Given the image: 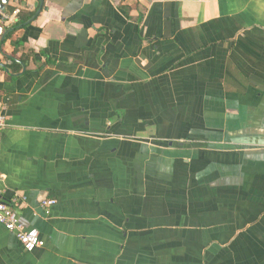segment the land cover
Masks as SVG:
<instances>
[{
	"label": "crops",
	"instance_id": "obj_1",
	"mask_svg": "<svg viewBox=\"0 0 264 264\" xmlns=\"http://www.w3.org/2000/svg\"><path fill=\"white\" fill-rule=\"evenodd\" d=\"M1 5L0 264H264V0Z\"/></svg>",
	"mask_w": 264,
	"mask_h": 264
},
{
	"label": "built area",
	"instance_id": "obj_2",
	"mask_svg": "<svg viewBox=\"0 0 264 264\" xmlns=\"http://www.w3.org/2000/svg\"><path fill=\"white\" fill-rule=\"evenodd\" d=\"M13 3L19 2V0H8ZM2 0H0V18L7 19L8 14L3 11ZM18 11V9H17ZM16 11V12H17ZM2 27H0V34L2 33ZM6 126V117L0 111V130ZM26 201L25 196H20L18 194H14L9 201L3 200L0 197V224L4 226V228L13 233L22 248L30 252L37 247L43 245V240L39 235V232L36 228L26 227L23 223H21L18 219L15 208L20 204H24ZM52 199H43L40 202V208L43 209L44 213L47 214L49 212L50 206L53 204Z\"/></svg>",
	"mask_w": 264,
	"mask_h": 264
},
{
	"label": "trees",
	"instance_id": "obj_3",
	"mask_svg": "<svg viewBox=\"0 0 264 264\" xmlns=\"http://www.w3.org/2000/svg\"><path fill=\"white\" fill-rule=\"evenodd\" d=\"M121 1H123V0H121ZM34 15H35V11L28 13L25 17H21L19 20H16V22L14 23L12 28L6 33V36L11 37L13 31L15 29H17L18 26H22L27 19L31 18ZM11 43L14 46V53H16L21 46V41L18 38H11ZM31 53H32L31 51H27L25 53H22L21 56H19V59L21 60V62L12 60L10 63L11 65H9V68H11L12 71H14V72L19 71L21 69V64L24 63L26 65L28 63L29 56L31 55ZM32 56H33V54H32ZM40 68H41V66H38L36 70L38 71Z\"/></svg>",
	"mask_w": 264,
	"mask_h": 264
},
{
	"label": "water",
	"instance_id": "obj_4",
	"mask_svg": "<svg viewBox=\"0 0 264 264\" xmlns=\"http://www.w3.org/2000/svg\"><path fill=\"white\" fill-rule=\"evenodd\" d=\"M5 1V0H4ZM25 66H23V69H24Z\"/></svg>",
	"mask_w": 264,
	"mask_h": 264
}]
</instances>
